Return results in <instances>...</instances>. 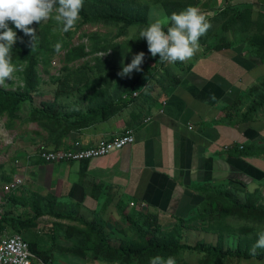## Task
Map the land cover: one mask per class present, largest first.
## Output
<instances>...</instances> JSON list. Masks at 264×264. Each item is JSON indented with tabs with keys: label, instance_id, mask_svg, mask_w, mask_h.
<instances>
[{
	"label": "crops",
	"instance_id": "0c3cea01",
	"mask_svg": "<svg viewBox=\"0 0 264 264\" xmlns=\"http://www.w3.org/2000/svg\"><path fill=\"white\" fill-rule=\"evenodd\" d=\"M228 2L239 10L250 9L249 19L233 22L222 36L216 35L224 24L217 25L208 39L199 41L200 50L192 59L176 63L165 92L146 104L140 114L122 109L114 117L66 133L58 124L48 131L33 124L34 134H25L24 141L41 152L69 148L75 142L92 146L124 130L133 131L131 144L105 156L61 164H44L36 159L39 162H29L23 169L25 186L17 193L18 200L4 204L7 214L29 215L22 201L40 196L54 198L55 211L73 218L44 216L37 221L35 230L42 240L36 245L39 251L48 252L47 264H119L95 258L84 248L81 252L74 250L83 239L80 231H91L88 223L102 229L115 246L136 238L120 213L132 217L155 215L162 232L181 233V247L174 255L176 264H217L213 255L193 249L197 245L222 247L224 239L234 238L233 248L222 249L237 248V238L224 230L221 242L218 222L203 220L199 212L210 206L205 192L210 187L237 191L241 202L264 187V106L252 120L241 116L256 98L245 96L247 90H264V62L246 44L252 36L264 38V0ZM200 3L210 17L226 8L225 0ZM241 95L244 97L237 102ZM252 143L260 144V156L241 153ZM251 152H258L257 148ZM252 185L253 191L249 189ZM257 196L253 199L264 201L261 192ZM78 215L88 223L74 218ZM230 217L224 219L223 227L234 231L227 222ZM43 223L48 228L45 232L39 227ZM151 258L132 264H149ZM46 263L36 257L32 260V264Z\"/></svg>",
	"mask_w": 264,
	"mask_h": 264
},
{
	"label": "rangeland",
	"instance_id": "374dc122",
	"mask_svg": "<svg viewBox=\"0 0 264 264\" xmlns=\"http://www.w3.org/2000/svg\"><path fill=\"white\" fill-rule=\"evenodd\" d=\"M173 1L175 0H123V5L128 8L138 7L137 9L144 18L143 23L128 26L103 21L86 22L81 17L74 31L63 33L54 21L43 22L40 25L34 23L32 27L37 32L34 51L31 50L29 44L31 38L10 24L9 26L13 27L18 39H20L14 45L22 46L29 56L35 59L36 66L34 75L27 73L29 60L24 55L12 51V60L17 65V71L13 74L11 81L6 80L7 87L4 89L26 91L34 87L30 92L32 105L45 114L50 116L55 115V113L74 114L96 108L112 99L120 100L123 96L128 97L126 91L131 82L140 72H143L141 80L133 90L138 92L137 96L133 97L131 104L124 108L140 114L142 109H145L146 104L165 92L168 87V80L172 76L171 71L178 64H176L177 62H160L159 59L155 62L152 61L150 59L151 54L147 50V43L139 37V32L148 23L156 19L165 20L170 17ZM177 1L183 5H194L201 8L200 2L202 0ZM84 5L91 16L93 15L91 12L93 8H100L93 0H84ZM185 8L179 6L180 11ZM229 18L228 13L221 16L220 13L213 17L209 16L211 28L200 40L208 39L206 37L213 34L214 29H218L217 25L221 22L224 25L221 30L218 29L219 32L217 31L216 36H222L223 33L230 30V25L225 26ZM57 42L63 43V48L59 54L54 51L53 47ZM139 52L145 53L144 62L141 65L142 70L140 72L133 71L130 77L121 78L118 76L117 73L122 70V67L127 66L133 56ZM30 109L25 103L14 113L4 111L0 114L1 215L8 211V207L4 205L6 201L8 203V200L12 202L14 198L18 199L16 195L23 189L21 188L11 196L6 195L4 197V190L7 185L15 177L25 176L23 169L29 165V162L34 163L37 161L36 159H39V152L24 141L25 134H34L32 132L33 124L40 125L43 130L47 131L51 127L59 125V123L53 124V121L48 119L36 120L39 118L37 114H33V117L30 118ZM120 111L111 113L106 118L102 116L93 117L85 125L93 121L109 119L118 115ZM65 127V125H60L59 130L62 132ZM249 189L253 191V185ZM257 191L264 195V187ZM260 206H264V201L260 203ZM227 222H231L230 225L235 229L253 226L246 220H239L238 217H230ZM119 223L120 225L123 224L120 219ZM39 227L41 232L48 229L44 223L39 224ZM255 228L258 235L263 231L264 224ZM7 233L20 235L28 245L33 242L32 235L36 242L42 240L35 229L29 231L8 229ZM231 239L236 241L234 238ZM232 240L224 239L222 248L224 250L231 246L233 248L235 243ZM224 261L223 264H264V261L232 262V259H225Z\"/></svg>",
	"mask_w": 264,
	"mask_h": 264
},
{
	"label": "trees",
	"instance_id": "16d2710c",
	"mask_svg": "<svg viewBox=\"0 0 264 264\" xmlns=\"http://www.w3.org/2000/svg\"><path fill=\"white\" fill-rule=\"evenodd\" d=\"M93 1L100 8H93L91 11L93 15L91 16L87 9L83 7L80 16L86 22L103 21L106 23L125 24L126 26L144 22L143 15L137 9L138 7L128 8L123 5V0ZM228 3V0H225L226 8L221 11L222 13L220 12V16L228 13L230 17L225 26L230 25L232 28L231 25L233 22H243L249 19L250 9L244 8L243 10H239L236 7L230 6V3ZM171 6L172 8L170 13L172 14V12H180L179 6L184 8L190 5H183L179 1L175 0ZM17 40L19 41L20 39ZM246 44L250 48V51L255 56L259 57L262 62H264V38L252 36L247 38ZM12 51L24 55L25 58L29 60L27 73L29 72L34 75L36 66L35 59L30 57L22 46L13 45ZM150 59L155 62L159 59V57L151 56ZM142 76L143 72H140L127 89L126 92L130 96L129 99H112L85 112H78L74 114L55 113L53 116L45 114L39 108L32 105V96L30 92L34 87H31V89H27L26 91H10L0 88V114L4 111L14 113L19 110L22 104L27 103L31 108L30 118L33 117V114H37L39 118L36 120L48 119L53 121V124L59 123V125H65L66 127L62 133H66L76 127L84 126L88 123L87 121L92 120L93 117L102 116L106 118L111 113L118 112L130 105L133 99L131 94L134 92L133 90L141 80ZM246 94L247 95L245 96H248V98L254 96L256 98L249 102L241 116L244 120H252L259 114L261 107L264 106V90L259 89L258 87H253L247 90ZM243 97L244 95L239 96L237 102L241 101ZM259 145V143L257 145L252 143V145L244 148L241 153L249 156H260L262 150L259 148ZM254 148H257L258 152H251ZM205 192L209 194L206 201L210 204V206L199 211L201 213V217L203 220H211V223L218 222L220 225L219 229L221 230L219 231L218 236L221 242L225 235L224 230H227L226 234L238 239V245L234 251L228 250L226 252L223 251L221 245L216 247L197 245L193 249H199L213 255L214 258H216L217 264H220L222 260L229 258L242 259L246 261H264V249H257V254L255 256L250 255V249L256 243L258 238L255 227L264 224V206H260L257 199H253L254 196H260V192H256L253 197L252 195H248L245 202H241L238 199L237 191L228 190L227 188L210 187L205 189ZM16 200L18 199H13L14 202ZM22 203L24 207L29 208L30 214L24 217H13L7 213L4 215L0 214V234L8 232V229L18 231L24 229L25 231H29L30 229H35L39 218L44 216H52L57 219H73L71 216L61 215L55 211L54 198L43 199L40 196H32L31 198L24 199ZM120 216L135 233L136 238L127 242L122 241L117 246L112 245L108 239V235L104 233L102 229L95 226L94 223H88L87 220H84L83 217H79V215L78 217H74L78 221L80 220V222L85 224L88 223L91 227L90 232L80 231L84 240H81L74 252H81L82 248H84L91 251L92 256L95 258H101L108 262H115L119 264H132L135 260L144 262L145 259H149L157 255L163 257H174L175 252L181 247L180 239L182 234H178L175 231L171 233L162 232L155 215L140 214L136 215V217H132L120 213ZM228 216L238 217L239 220H246L253 226L242 227L239 229L236 228L232 231L229 226L223 227L225 221L224 219ZM32 240V244L29 245L31 253L46 263L48 259V252L38 250L35 243L36 240L33 235ZM189 248L191 249V247Z\"/></svg>",
	"mask_w": 264,
	"mask_h": 264
},
{
	"label": "clouds",
	"instance_id": "9594fccd",
	"mask_svg": "<svg viewBox=\"0 0 264 264\" xmlns=\"http://www.w3.org/2000/svg\"><path fill=\"white\" fill-rule=\"evenodd\" d=\"M83 7L84 0H0V88L7 87L6 80L11 81L17 71L11 52L18 37L10 24L31 38L29 44L34 51L37 42V32L32 27L34 23L40 25L54 21L60 31L68 33L75 30ZM209 16L197 6H188L165 20L156 19L148 23L140 30L139 37L146 41L151 56H158L160 62L183 63L200 50V38L211 28ZM53 47L59 54L63 43L57 42ZM144 58V52L135 54L117 75L123 78L130 77L133 71L140 72ZM257 249H264V231L258 233L250 255L255 256ZM149 264H176V260L172 256L157 255L150 259Z\"/></svg>",
	"mask_w": 264,
	"mask_h": 264
},
{
	"label": "built area",
	"instance_id": "2783aa9c",
	"mask_svg": "<svg viewBox=\"0 0 264 264\" xmlns=\"http://www.w3.org/2000/svg\"><path fill=\"white\" fill-rule=\"evenodd\" d=\"M131 94L137 96L138 92ZM130 96H123L129 99ZM134 141L133 131L124 130L119 136L113 139L100 141L96 145L85 146L81 142H75L69 148L59 150H43L38 153V158L44 164H61L63 162H81L93 158L105 156L113 151L120 150L125 145ZM24 176L15 177L4 190V197L11 196L25 186ZM1 201V197H0ZM34 255L31 253L29 245L23 237L14 233L4 232L0 234V264H32Z\"/></svg>",
	"mask_w": 264,
	"mask_h": 264
},
{
	"label": "bare ground",
	"instance_id": "6f19581e",
	"mask_svg": "<svg viewBox=\"0 0 264 264\" xmlns=\"http://www.w3.org/2000/svg\"><path fill=\"white\" fill-rule=\"evenodd\" d=\"M229 4V3H228ZM227 11V10H226ZM218 17V16H217ZM215 19V18H214ZM257 29V28H256ZM259 29V28H258ZM261 29V28H260ZM262 30V29H261ZM260 34V33H259ZM120 38V37H119ZM236 38V37H235ZM260 140V139H259ZM82 141V140H81ZM255 144V143H254ZM46 146V145H45ZM48 148V147H47ZM261 148V147H260ZM82 162V161H81ZM102 192V191H101ZM106 197V196H105ZM104 201V200H103ZM72 204V203H71ZM104 208V207H103ZM87 210V209H86ZM103 212V210H102ZM64 225V224H63ZM47 264V263H46Z\"/></svg>",
	"mask_w": 264,
	"mask_h": 264
}]
</instances>
